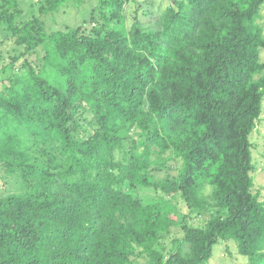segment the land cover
Wrapping results in <instances>:
<instances>
[{"label": "trees", "instance_id": "obj_1", "mask_svg": "<svg viewBox=\"0 0 264 264\" xmlns=\"http://www.w3.org/2000/svg\"><path fill=\"white\" fill-rule=\"evenodd\" d=\"M25 1L0 0V264H264V0H96L53 30L71 0Z\"/></svg>", "mask_w": 264, "mask_h": 264}, {"label": "rangeland", "instance_id": "obj_2", "mask_svg": "<svg viewBox=\"0 0 264 264\" xmlns=\"http://www.w3.org/2000/svg\"><path fill=\"white\" fill-rule=\"evenodd\" d=\"M35 2H38V6H36L34 10V13H37L39 8L45 3V0H26L25 3L27 4V10H30L28 6L33 5V3ZM76 2L78 1L71 0L68 2L69 4L66 3V5L62 6L59 11L55 12V22H51L49 17L50 21L47 20L48 29L53 30L63 28L64 24H80L85 18L88 17L91 11L90 7H92V5L96 3V0H90L89 2L88 0H86V2L83 1L82 3ZM139 2L143 3V7H146V9L153 8L155 9V11H157V9L159 8L164 9L169 4V0H139ZM70 4L72 6H70ZM133 9L134 7L130 8L129 16L132 15ZM49 14L50 13H48L46 16H49ZM128 19L129 21H131L132 17H128ZM142 19L145 21L150 20L148 16H142ZM261 23L264 26V8ZM14 46V40L9 39V41H7L6 45L4 46V51H6L7 54L14 53V51L12 50ZM0 48H2V46H0ZM251 140L253 142V160L258 167L257 175L255 177V190H259L261 193V198L264 199V101L262 117L251 134ZM0 182L2 184L1 180ZM214 254L217 256L211 260L210 264H245L247 262L245 258L240 259V257H236L237 255L228 254L224 249V245L216 246L214 249Z\"/></svg>", "mask_w": 264, "mask_h": 264}]
</instances>
